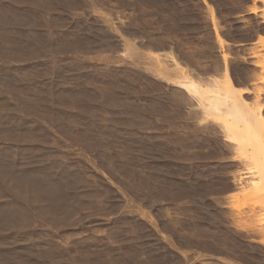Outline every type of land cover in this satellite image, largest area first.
Segmentation results:
<instances>
[{"label":"rangeland","instance_id":"1","mask_svg":"<svg viewBox=\"0 0 264 264\" xmlns=\"http://www.w3.org/2000/svg\"><path fill=\"white\" fill-rule=\"evenodd\" d=\"M260 65L264 0H0V264H264L251 154L177 85L264 120Z\"/></svg>","mask_w":264,"mask_h":264},{"label":"bare ground","instance_id":"2","mask_svg":"<svg viewBox=\"0 0 264 264\" xmlns=\"http://www.w3.org/2000/svg\"><path fill=\"white\" fill-rule=\"evenodd\" d=\"M259 67H261L260 68L261 70L262 65H260ZM262 70L264 72V69ZM262 70L261 73H263ZM180 73L182 75L180 76L181 81H178L177 85H179L181 89L186 91V93H189V95L197 99V102L199 103L200 107H202L204 114L206 116L217 117L221 119V121H223V125H224L223 127L225 131L232 134L229 137H231L232 140L237 142L239 146L238 149L240 148L239 151L242 154V156L245 157L246 156L245 154L247 153L251 154L247 156L249 161L251 162L250 164L252 165L250 166L253 167L250 168V170L254 169V172L256 173L257 177H259L257 180V183H259V185L256 183L257 184L256 186L254 181L253 185H251L252 186L251 190H256L257 193H259V196L261 198L260 203L262 202L261 204H263L261 207L263 208L264 206V120L262 116L258 114V111L257 112L252 111L253 107L251 110L250 107L249 108L247 107V104L245 105L244 102L246 101L243 102L242 98H240L241 92L243 91H240L239 89L233 86L234 84H232L228 75L225 76L226 86L224 88L221 89L216 86L217 89L214 88L211 89L210 87L208 88L198 85L197 82L189 79L188 75H186V73H183L182 70ZM262 77H264V75ZM220 91H222L223 93L221 94ZM247 145H250V147ZM246 146L249 147V151L245 149ZM9 172L11 173L10 170ZM32 175L30 174V176ZM29 178L30 177H28V180ZM20 179L21 178H19V180ZM32 186L33 185H31V188ZM262 210H264V208ZM258 221H259L258 222L259 226L261 227L262 230H264V211L262 214H260V218Z\"/></svg>","mask_w":264,"mask_h":264}]
</instances>
